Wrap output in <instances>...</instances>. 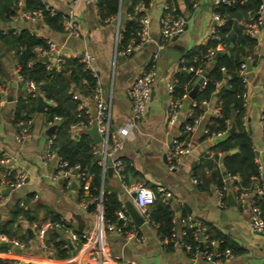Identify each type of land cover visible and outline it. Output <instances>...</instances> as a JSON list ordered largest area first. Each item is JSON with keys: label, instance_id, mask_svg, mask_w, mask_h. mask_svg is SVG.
<instances>
[{"label": "crops", "instance_id": "obj_1", "mask_svg": "<svg viewBox=\"0 0 264 264\" xmlns=\"http://www.w3.org/2000/svg\"><path fill=\"white\" fill-rule=\"evenodd\" d=\"M41 1L46 7L64 15L71 9L78 23L79 37H72L64 28L57 32L49 29L41 21L30 22L20 16V9L7 21H0V31L4 33L8 30L19 31L27 28L36 36L53 41L62 57H79L83 51L89 52L93 56L94 71L108 106L110 127L112 130L121 127L130 116L131 105L127 90L134 76L147 67L160 43L159 17L163 13L166 0H151L144 9L149 18L148 41L138 50L124 57L114 54L121 26L112 24L113 18L109 21H100L96 14L95 0ZM190 1L189 8H186L182 0L171 1L172 7L182 15L185 29L183 28L182 32L176 35V39L172 36L164 41L162 48L157 52L152 97L148 101L144 116L136 123V128L131 129L124 137L123 147L118 152V156L127 165L124 174L127 184L143 181L152 190L160 187L169 193L168 203L174 211V227H177L180 217L190 215L200 221L203 233L206 232L208 236L215 233L224 236L229 244L228 248L231 249V255L221 260L214 258L206 260L202 259L199 253L189 254L181 244L164 249L154 226L143 220L139 227L133 225L143 237L141 243L126 239L113 224L110 227H103L101 231L102 264H128L129 262L137 264H264V237L249 229L248 207L245 203H239L236 200L238 184L233 182L238 179L225 181L226 189L222 206L217 203L216 189L212 182L208 181L206 189L203 190H196L194 187L193 167L203 158L217 137L203 135L208 119L219 113L215 92L206 104L201 105L202 112L197 116L198 122L193 132L186 137L192 144L190 153L183 157L176 169L170 170L167 167L165 151L171 139L182 136L181 125L189 118L188 113L191 110V99L187 96L182 99L177 121L173 124L168 123L167 106L169 100L173 98L168 91V86L174 82L176 72L187 73L186 68L182 66L185 55L192 48L204 44L208 30L214 24L212 19L214 0ZM254 38L256 39L255 62L248 71L246 99L241 119L242 126L251 140L254 161L260 176V179L253 180L252 187L260 181L264 188V132L263 122L260 120L264 107V12ZM194 58L195 56L192 60ZM168 60H171V64L165 67ZM0 67L3 73L0 79V153L8 157L6 166L19 170L24 175L23 184L8 193L2 187L3 169L0 170V192L4 194V202L0 207V219H7L14 207L19 208V202H23L27 209L31 210L32 216L30 220L17 216L19 225L17 239L24 245L22 251L18 249L19 252H8L6 244L2 246L0 243V259L33 264H84L86 261L96 264L97 255L89 253L88 244L74 243L73 254L71 255L69 250L64 258H56L54 254L49 257L37 244L34 230L30 228V225H39L43 221L50 220L49 212L57 214L60 220L77 234L87 233L94 226V221L90 219L92 216L89 212V201L82 196L78 198L76 194V189L79 188L78 181L72 179L68 187H65L62 180L53 177L54 165L43 164L41 161L47 135L45 131L50 126H54L55 129L57 122L46 123L42 111L36 110L38 101L35 104L34 114L30 116L31 126L28 138L22 143L15 141L14 134L17 126L12 122V111L16 99L22 95V87L16 77L14 61L1 43ZM198 78L192 82L190 89ZM10 81L14 84L13 91H9ZM77 95L83 101L84 110L92 115L94 108L90 96L78 92ZM8 97L11 98L10 101L7 100ZM39 98V104L44 105V99ZM231 124L233 123H228V128ZM54 129L50 135H53ZM77 133H79L78 130ZM91 143L95 144L92 140ZM234 151L235 149L231 150V152ZM218 157H221L220 153ZM208 172L209 170L204 169L206 175ZM100 177L101 187L106 192H114L120 205L126 200H131L113 172L110 175L100 172ZM72 182L76 184L74 189L71 188ZM83 203H85L84 207H82ZM87 207L88 210H86ZM72 215H78L82 226L81 232L76 230L74 226L76 221ZM129 222H131L130 218ZM27 228L32 231V237L27 236ZM52 233L47 235L45 244H51L48 237ZM56 233L61 235V239H66L62 233ZM211 240L215 241L214 246L222 242V239ZM197 250H200L198 245Z\"/></svg>", "mask_w": 264, "mask_h": 264}, {"label": "trees", "instance_id": "obj_2", "mask_svg": "<svg viewBox=\"0 0 264 264\" xmlns=\"http://www.w3.org/2000/svg\"><path fill=\"white\" fill-rule=\"evenodd\" d=\"M95 0L96 14L100 21H109L114 18L119 9L125 13L124 21L119 28L120 37L116 44V49H121L127 43L136 39V32L139 24L138 18L143 14L142 11L136 12L131 19L128 14H133L135 5L142 3L145 8L151 0ZM173 0H166L172 6ZM189 8L190 0H182ZM21 2V7L17 3ZM261 0H233L229 5L217 4L212 10L223 19L221 24L215 25L214 32L218 39H206L204 44L192 48L185 55L182 66L191 67V71L186 74L176 72L174 82H172L171 97H179L190 89L192 82L198 77L195 70H200L204 76V84L199 87L193 101L196 105L191 107L192 114L198 116L202 112V101H207L214 92L223 86L217 97L218 115L210 117L205 126L204 137H216L217 134L223 135L227 132L228 123H233L234 129L224 139L214 142L208 149L212 152L211 156L204 155L202 159L193 167L192 178L196 190L206 189L207 183L212 182L216 188L222 186V177L225 174L237 176L238 186L251 187L253 180L259 178L258 167L254 161L251 140L242 126L243 100L241 93L244 88L238 76V66L242 58L248 54H253L256 39L243 31V27L238 24L239 20L251 22L256 21L255 11ZM20 9L24 12L39 10L41 12V22L53 31L63 30V19L65 15L59 11H54L46 7L41 0H0V21H7ZM175 13L179 12L175 9ZM0 43L9 52L14 61L17 74L24 80H31L37 85V95L33 97H18L14 103L12 111V122L16 124L19 120L31 119V114L35 112L36 101L40 103V98L44 99L42 115L46 121L52 122L54 115L59 116L53 131L54 144L57 154L68 165L78 163L83 168H88L91 173L89 192L92 195L102 197V218L113 224L121 233L135 229L129 221H122L117 218L115 212L120 208V202L114 192H106L101 187L100 167L96 165L95 159L91 154V139L85 132L73 135L70 126L78 120H85L86 114L83 110L76 109L77 101L72 99V93H80L90 96L96 81V77L88 71L82 69L79 57H62V62L58 70L53 67L46 69V60H40L39 55L33 50L34 47H45V39L36 36L27 28L19 31L8 30L4 33L0 31ZM214 49V54L219 52L217 59L206 58L207 51ZM195 56L194 60L192 57ZM214 56V55H213ZM149 64L145 69H148ZM222 68V69H221ZM3 76L0 67V79ZM52 102V103H51ZM264 117V114H263ZM185 122H191L188 118ZM184 123V122H183ZM182 126V125H181ZM264 132V122L262 126ZM183 136V135H182ZM182 136L180 139H182ZM235 149L234 152L231 150ZM217 153L221 154L219 158ZM219 162V165H218ZM124 163V174L127 167ZM3 168L0 167V170ZM204 169L209 170L208 174ZM223 173V174H222ZM101 188V192H100ZM79 197L83 196L79 188L76 189ZM91 208V207H90ZM31 210H21L14 207L5 220L0 219V233L8 237L18 236L19 225L17 216L20 215L26 220H30ZM50 220L55 221L59 216L49 212ZM174 211L170 203H162L160 197L155 194L152 204L148 207V219L153 223L155 232L162 241L164 249H170L172 243L170 235L174 229L172 218ZM63 222V221H62ZM185 233L180 237V242L190 246L189 254L197 250V242L193 237V230L185 228ZM204 234L207 235L206 232ZM24 236V235H23ZM208 239H222L217 246L212 249L221 251L228 248L229 244L224 236L215 233L208 236ZM58 238V239H57ZM57 239V240H56ZM48 241L54 250L56 258H64L68 255V249L63 247L66 244L56 232L49 235ZM230 249V248H229ZM231 250V249H230Z\"/></svg>", "mask_w": 264, "mask_h": 264}, {"label": "built area", "instance_id": "obj_3", "mask_svg": "<svg viewBox=\"0 0 264 264\" xmlns=\"http://www.w3.org/2000/svg\"><path fill=\"white\" fill-rule=\"evenodd\" d=\"M75 2V0L73 1ZM233 0H214L212 3V8L216 7L217 4H225L229 5ZM149 5V4H148ZM21 2L17 3V7L20 8ZM145 7L142 3H139L134 6L133 14H128L127 17L131 19L136 12L142 11L143 14L138 18L139 28L136 32V39L130 41L126 44L125 47L121 49H116L114 51L115 55L118 56H127L134 51L138 50L146 41H148V27H149V18L144 12ZM163 13L159 17V36L160 43L157 45L156 52L152 55V58L149 62L148 69L140 70L133 78L128 90L127 94L130 100V116L124 122V124L116 128L114 130L110 127V120L108 118V106L106 104L104 95L102 93L101 85L99 84L96 73L93 67V56L87 52L83 51L79 56V62L82 65V69L88 71L91 75L96 77L94 88L90 94V98L93 102V114L90 115L84 110L83 101L79 98L77 93H72V99L76 100V109L83 110L84 114H86L85 120H78L71 124L70 129L72 133H77L79 128H90L91 125H94L98 136L100 137L99 142L91 145V154L95 159L96 165L100 167L101 174L105 173V169L107 166H110L114 176L120 181L123 189L127 194L133 193L131 197L132 204L137 211V213L142 217V219L146 222H149L153 225V223L148 219V207L152 204L154 200L155 194L160 197V201L164 204L168 203L169 193L164 191L162 188L157 187L154 190L150 189L143 181H137L131 184H127L124 180V163L123 160L118 156V152L123 147V139L127 135V133L136 128V123L144 116L146 107L150 97V91L154 82V63L156 60L157 52L162 48V43L174 35H178L182 32L184 28V19L181 14L175 13V9L172 6H169L167 3L163 5ZM264 12V0H261L258 5L255 14L257 15V19L254 22H251L250 19L248 21L239 20L238 24L243 27V31L250 35L254 36L257 33L258 25L260 23L261 16ZM21 17L24 19L36 23L41 21V12L39 10L33 11H22L19 13ZM212 19L214 20V24L209 28L207 39L211 38L217 40L218 37L214 32L215 25L221 24L223 19L220 15L212 10ZM63 28L72 36L79 37V28L78 23L74 19L72 10L66 12L65 17L63 19ZM35 53L39 56L46 57V69L54 68L56 70L59 69L60 63L62 62V56L58 53L57 47L53 41L50 39H45V47L42 48L40 46H36L33 48ZM214 49H209L206 54V58L210 60L214 55ZM255 62V54H248L242 58L238 66V76L243 85V92L241 93V97L244 101L246 99V86L248 85V71L247 67H251ZM222 69V68H221ZM187 71H191L192 68H186ZM195 73L198 77H202L200 70H195ZM16 77L18 82L20 83L23 91V97H33L36 96L37 93V85L31 80H24L17 74L16 69ZM204 79V77H203ZM203 79L199 85L202 86L204 84ZM168 91H172V85L168 86ZM187 97V93L184 92L179 97L171 98L169 100L167 106V121L170 124H173L177 121L178 112L181 108L182 99ZM52 103V102H51ZM206 104V101H202L201 105ZM196 103L191 99L190 108L195 106ZM264 107L260 114V120L264 122ZM188 117L191 118V122H184L181 126L180 133L182 139L180 137H174L171 139L169 146L165 151V158L167 161V167L170 170L176 169L184 156L188 155L191 151L192 144L190 140L186 137L193 132L198 118L192 114V110L189 111ZM59 116L54 115L52 118V122L59 121ZM17 130L14 134V139L18 143H22L29 136V128L31 126V119L19 120L16 122ZM217 137L220 134L216 135ZM54 136L49 135L45 136V149L41 157V161L43 164L52 163L54 165V175L55 179H59L63 181V185L68 187L70 181L72 179H76L78 181V187H80L83 198L89 201V212L93 217L94 226L87 233L77 234L70 229L66 223L62 222L60 218L55 221H43L39 225H30V228L34 230V236L36 238L38 246L45 251V253L52 257L54 254L53 248H51V244H45L44 240L47 238V235L52 232L60 231L63 235L66 236V239L70 241L73 245L77 242L83 245H89V253L97 255L96 264H102L101 256H102V245H101V231L103 227H110L112 224L104 221L102 218V197L101 193L99 195H92L89 192V184L91 180V173L88 168L81 167L78 163L73 165H68L66 161L62 160L61 157L57 154L54 144ZM208 156L212 155V152L205 153ZM219 155V153H217ZM8 162V157L0 153V167L2 170V179L1 184L4 188L5 192H11L14 189L18 188L23 184L24 175L19 170H15L10 166H6ZM74 172V173H73ZM260 179V176L259 178ZM226 180H237V176L225 174L223 175L221 181L222 186L220 188H216L217 194V203L219 206L223 205V198L226 189L225 181ZM194 181V180H193ZM237 196L236 200L239 203H245L248 207L249 215H248V227L252 232L258 233L264 237V188L261 182L255 183L252 187H243L236 186ZM35 197V195L33 196ZM4 202V194L0 192V207ZM82 204V207H84ZM18 206L21 210H26L27 206L23 202H19ZM91 207V208H90ZM115 215L118 219L126 222L129 221V217L127 211L123 204L120 205V208L115 212ZM19 217V216H18ZM172 223L175 224L174 218H172ZM154 226V225H153ZM185 228H190L193 230V237L198 243H200V250H196L194 253H199L202 259H210L214 258L217 260H221L223 258L229 257L231 255V250L229 248H224L221 251H216L211 247L214 246L215 241L208 239L206 234L203 233V226L200 221L194 219L190 215H186L180 217L177 221V227H174L171 235L170 241L172 245L181 244L180 237L184 235ZM119 230V229H118ZM121 233V232H120ZM126 239L134 240L135 242L141 243L143 241V237L135 230L131 229L124 233ZM65 239V240H66ZM0 243H5L7 246L8 252H13L16 249L22 251L23 243L15 238L8 237L3 233H0ZM67 243L63 245L66 247ZM186 251H190V246L188 244L183 245ZM68 249V247H66ZM69 251V249H68ZM0 264H33L31 262L21 263L18 260H6L0 259ZM84 264H92V262L86 261ZM128 264H137L134 262H129Z\"/></svg>", "mask_w": 264, "mask_h": 264}, {"label": "water", "instance_id": "obj_4", "mask_svg": "<svg viewBox=\"0 0 264 264\" xmlns=\"http://www.w3.org/2000/svg\"><path fill=\"white\" fill-rule=\"evenodd\" d=\"M126 3H127V1L124 0V4H126ZM124 18H125V13H124V11L121 10V9H119L118 14L116 15V17H114V18L111 20V23L114 24V25H116L117 27H119V26L122 25V23H123V21H124ZM184 29H185V28H184ZM173 38L176 39V35H174ZM174 39H173V40H174ZM218 56H219V52H217V53L214 54L213 59H214V60L217 59ZM40 60H46V57H45V56H43V57L41 56V57H40ZM169 64H171V60H168V62H167V64L165 65V67H168ZM249 70H250V67H247V71H249ZM203 77H204V76L199 77V78L196 80V82H195V84L193 85V87L188 91L187 96H188L190 99H193V98L195 97V94H196V92H197V90H198V87H199V85H200V83H201ZM222 88H223V86H220V87L217 89V91L214 93V96H215V97H218V96H219V94H220ZM151 97H152V89H151V91H150V97H149V99H150ZM7 100L10 101L11 98L8 97ZM36 110H37L38 112H41V111H42V106H41V104H39V102H38V104H37ZM52 129H54V126H50L49 128H47L46 131H45V134L50 135ZM232 131H233V124L230 125V127L227 129V132H226L225 134L216 137V138L214 139V142H217V141H220V140L224 139V138H225L228 134H230ZM85 133L88 134V135L90 136V138H91V140H92L93 143H97V142H99L100 137L98 136V134H97V132H96V129H95L94 125H91L90 128L86 129V130H85ZM111 172H112L111 167H110V166H107L106 169H105V173H106L107 175H110ZM73 173H74V172H73ZM71 188H72V189L76 188V184H75L74 182L71 183ZM132 196H133V193L130 194V197H132ZM123 205H124V207H125V209H126V211H127V214H128V216H129L130 221L132 222V224H133L134 226H136V227H139V226L143 223V219H142V217L137 213V211L135 210V208H134V206H133L131 200H126V201H124ZM86 210H88V207L86 208ZM72 217H73V218L75 219V221H76V222L74 223V226H76V230H77L78 232H81V230H82V226H81V224L79 223V220H78L79 217H78V215H72ZM90 219H93V217H90ZM57 232H58L59 234H61L60 231H57ZM26 233H27V236H28V237H32V231H31L29 228L26 229ZM66 243H67V247H68V249L70 250V254L72 255V254H73L72 244L70 243V241H69L68 239H66ZM1 245H2V246H5V243H2ZM198 248H199V249L201 248L200 243L198 244ZM15 251L19 252L18 249H16Z\"/></svg>", "mask_w": 264, "mask_h": 264}, {"label": "rangeland", "instance_id": "obj_5", "mask_svg": "<svg viewBox=\"0 0 264 264\" xmlns=\"http://www.w3.org/2000/svg\"><path fill=\"white\" fill-rule=\"evenodd\" d=\"M8 86H9V91H13V90H14V84H13L12 81L9 82ZM20 97H23V91H22V95H21ZM83 131H84L83 128H79V129H78V132H79V133H80V132H83Z\"/></svg>", "mask_w": 264, "mask_h": 264}]
</instances>
